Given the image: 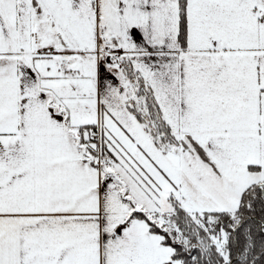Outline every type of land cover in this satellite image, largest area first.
Listing matches in <instances>:
<instances>
[{
	"label": "snow or ice",
	"instance_id": "1",
	"mask_svg": "<svg viewBox=\"0 0 264 264\" xmlns=\"http://www.w3.org/2000/svg\"><path fill=\"white\" fill-rule=\"evenodd\" d=\"M0 264H264V0H0Z\"/></svg>",
	"mask_w": 264,
	"mask_h": 264
}]
</instances>
